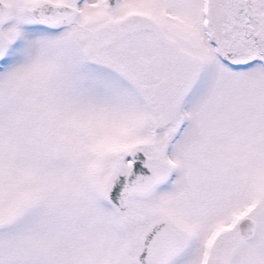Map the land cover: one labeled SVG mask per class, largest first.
<instances>
[{"label": "snow or ice", "instance_id": "1", "mask_svg": "<svg viewBox=\"0 0 264 264\" xmlns=\"http://www.w3.org/2000/svg\"><path fill=\"white\" fill-rule=\"evenodd\" d=\"M0 264H264V0H0Z\"/></svg>", "mask_w": 264, "mask_h": 264}]
</instances>
